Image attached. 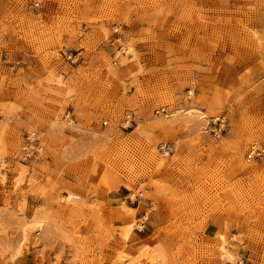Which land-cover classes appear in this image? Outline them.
<instances>
[{
	"label": "rangeland",
	"instance_id": "1",
	"mask_svg": "<svg viewBox=\"0 0 264 264\" xmlns=\"http://www.w3.org/2000/svg\"><path fill=\"white\" fill-rule=\"evenodd\" d=\"M254 142L264 0H0V264H264Z\"/></svg>",
	"mask_w": 264,
	"mask_h": 264
},
{
	"label": "built area",
	"instance_id": "2",
	"mask_svg": "<svg viewBox=\"0 0 264 264\" xmlns=\"http://www.w3.org/2000/svg\"><path fill=\"white\" fill-rule=\"evenodd\" d=\"M37 5V3H35ZM161 111H163V108H161ZM222 125L221 122H219V127ZM35 131L25 134V145L23 146L24 150H27L29 147H33L34 143L37 141V138L34 136ZM173 146L169 143H164L160 145V149L165 151L166 153H169L172 151ZM247 159H262L264 158V145L261 143H252L248 146L247 152H246Z\"/></svg>",
	"mask_w": 264,
	"mask_h": 264
},
{
	"label": "bare ground",
	"instance_id": "3",
	"mask_svg": "<svg viewBox=\"0 0 264 264\" xmlns=\"http://www.w3.org/2000/svg\"><path fill=\"white\" fill-rule=\"evenodd\" d=\"M128 225V226H127ZM126 225V228H124L125 229V237L126 236H131L132 235V233H133V230H134V228H133V224H131V223H129V224H127ZM138 230H141V228H140V224H138Z\"/></svg>",
	"mask_w": 264,
	"mask_h": 264
}]
</instances>
